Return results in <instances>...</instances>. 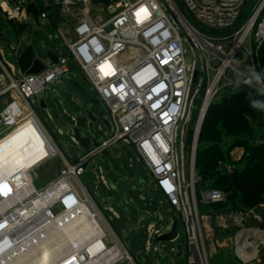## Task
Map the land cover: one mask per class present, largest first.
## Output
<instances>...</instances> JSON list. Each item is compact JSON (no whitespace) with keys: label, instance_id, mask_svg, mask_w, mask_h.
Returning a JSON list of instances; mask_svg holds the SVG:
<instances>
[{"label":"built area","instance_id":"built-area-1","mask_svg":"<svg viewBox=\"0 0 264 264\" xmlns=\"http://www.w3.org/2000/svg\"><path fill=\"white\" fill-rule=\"evenodd\" d=\"M177 1L179 7L172 0H114L112 16L101 22L86 14L74 26L72 40L59 33L61 55L38 75L17 77L0 55V98L14 93L22 106L10 102L2 112L3 124L9 128L11 123L18 124L15 118L27 119L37 128L48 151L40 163L52 158L63 163L58 175L40 188L32 177L40 163L30 169L28 180L23 172L0 177V264H12L9 256L16 255L25 241L33 238L32 242H37L59 219L78 216L82 210L102 230L104 249L89 257L87 246L78 252L72 246L56 256L54 264H83L112 249L119 255L112 264L121 260L135 264L80 180L88 161L119 143L134 151L154 189L181 222L184 239L180 248H186V264H208L192 219L197 202L195 146L207 108L221 88L240 85L264 93V68L257 64L258 49L264 43V0ZM4 4L2 11L7 18L17 19L20 6ZM69 64L81 72L108 114V136L72 162L46 133L30 103L49 86L61 84L70 73ZM103 66H107L106 73ZM194 71L197 76L193 82ZM193 120L188 147V128ZM25 185L33 190L25 192ZM211 192L216 194L208 197ZM222 200L223 194L216 189L199 198L200 203ZM163 233L156 223L149 225L146 252L164 251L162 242H154ZM174 252L171 247L169 254Z\"/></svg>","mask_w":264,"mask_h":264},{"label":"rangeland","instance_id":"rangeland-1","mask_svg":"<svg viewBox=\"0 0 264 264\" xmlns=\"http://www.w3.org/2000/svg\"><path fill=\"white\" fill-rule=\"evenodd\" d=\"M5 2L6 0H0V31L5 35L6 39L11 42V46H16L18 44L17 35L13 31L10 22L6 21L2 16H6V11H2V7ZM34 2L37 7H28L26 8V12L32 14L33 20L34 17L44 14L56 30L55 31L46 22L44 24L39 21L37 24L32 23L34 29V31L31 32L34 33V35L31 36L32 50L41 60L46 58L48 51H51L55 55H59L58 47L61 44V38L58 36L57 32L62 35L63 39L70 41L74 37V26L86 14L97 22L107 20L113 14V2L107 5L99 2V0H69L70 3L68 4L63 3L62 0H34ZM19 10H21V8ZM21 41L23 42V45H25V43L29 41V38L23 36ZM0 52H2L3 58L7 63L14 66L16 65L14 55L2 43H0ZM257 62L259 67L264 68L260 65L258 53ZM70 68L71 73L69 75V79L75 83L80 90L70 88L66 83V79L68 78L64 76L63 85L53 84L49 86L50 90H45L43 93L38 95L39 100H44L46 106L44 109H41L40 112L36 107L35 100L33 98L30 100L35 112H37L36 114L46 120V126L49 130L56 128L51 118L55 119L56 123H58L59 115L63 113L64 108L67 107L70 110L71 114L62 115L66 126L61 128L66 135L63 136L61 134H57L56 131L52 135L56 144L69 161L76 159L81 155V152L78 150L79 145L73 142L69 137V134L75 125V120L72 118L73 116L76 118L87 117V124L80 132L81 138H85L90 142L94 141L97 144L108 136V128L106 125L108 121V114L106 113L104 105L98 100L96 93L90 84L85 80L81 72H79V70L74 68L72 65H70ZM244 70H246L247 73L252 74L249 67ZM228 74L231 76V71H229ZM237 77L239 80H243L240 76ZM240 89H242L240 85L225 86L219 90L218 94L212 100V103H219L224 96ZM251 90L264 95V93L256 89ZM89 100H97L99 102L102 110L101 118L94 116L96 118L94 121L88 118L90 110H93ZM199 102H201V95L197 104H199ZM7 131L10 133L12 131L11 127L7 128L6 125L3 126L0 124V138L6 134ZM222 134L223 140L220 144V149L223 152L225 147L233 142H244L248 147H250L254 144L264 142V125H255L250 123L247 131L239 135H227L225 132ZM40 139L43 140L42 137H40ZM187 145L188 147L190 146L188 134ZM196 150L197 142L195 146V154ZM117 153L120 155V159L114 158L113 151L110 150L109 153L105 151L103 154L94 157L93 160L88 161L84 166L85 174L80 176V180L91 194L95 193L94 198L96 204L98 205V201L100 199L99 192L102 188L96 184V174H100L103 171L106 178L112 182H117L118 178L121 179L123 181L122 186L127 189L126 193L119 195L114 191L110 192L109 195H111V198L108 200L107 205L113 207L123 218L122 209L125 207V201H128L129 205L127 208L130 215L134 214L136 208H142L144 204L138 198L137 192L133 190L134 188L132 189L129 185L135 184L136 188L144 189L145 185L151 184L152 180L148 171L144 168L142 163L138 162L137 157L133 153H130L127 157L122 155L119 151H117ZM40 154L43 156L42 159L47 155L43 152ZM235 158V156H230L228 158L224 156L219 163L218 174H227L233 170V161H235ZM61 162L60 158H52L36 167L32 173L34 185L37 188H40L46 183V181L48 182L49 180L55 178L63 168ZM194 172V189L202 190L199 194V196H201V194L205 192L204 189L206 190V188L211 186L214 177L206 176L201 179L197 176L196 170ZM138 180H141L139 185L136 183ZM219 191L223 194L222 201L217 203H200L199 206L196 202V215L194 213L192 214L193 225L195 229L199 231L198 240L199 244L202 243L203 245V249L207 256V263L264 264V243L260 245L261 238H264V234L260 233V235H257L256 231V229L264 226L261 221V218L264 217V206L261 205L264 204H260L254 209H246L242 205L241 197L235 189L230 188L229 191ZM150 202L153 206L161 208L162 211H171L168 203L158 195L152 194ZM148 223L149 221H146L144 226ZM111 224L116 228L122 242L133 255L135 264H186V248H180L184 239L183 229L180 224L177 227L178 237L173 241L163 242L164 251L154 254H150L145 251V244L148 238L145 232V227L137 234H135L136 230L134 233L130 234L127 229L122 226L121 220H114ZM250 238L252 241H250ZM245 243L250 244L251 248H248L245 252L247 257L244 255V259L241 260L238 258L237 252L238 249L242 248ZM109 246L110 243L108 244L107 242V247L109 248ZM171 247L175 250L174 254H169ZM116 264L132 263L128 260H121Z\"/></svg>","mask_w":264,"mask_h":264},{"label":"trees","instance_id":"trees-1","mask_svg":"<svg viewBox=\"0 0 264 264\" xmlns=\"http://www.w3.org/2000/svg\"><path fill=\"white\" fill-rule=\"evenodd\" d=\"M113 1L99 0L106 5ZM172 1L179 7L177 0ZM28 7L37 6L32 2ZM258 57L260 65L264 67V43L258 49ZM23 62L24 60L20 59V64ZM193 123L194 120L188 128L189 141L192 137ZM250 123L264 125V95L251 89H240L224 96L219 103H211L201 122L194 163L199 178L214 177L211 186L204 191L211 189L229 191L233 188L239 193L242 205L246 209H254L264 204V142L250 147L244 142H233L225 147L224 152L220 149V144L223 132L227 135H239L247 131ZM236 147L244 149L242 156L239 160L233 161V170L219 175L220 161L224 156L230 157L231 151ZM200 191L202 190H195L198 206Z\"/></svg>","mask_w":264,"mask_h":264},{"label":"crops","instance_id":"crops-1","mask_svg":"<svg viewBox=\"0 0 264 264\" xmlns=\"http://www.w3.org/2000/svg\"><path fill=\"white\" fill-rule=\"evenodd\" d=\"M10 1H11V3H10ZM32 2H34V0H6L5 3L7 5H13V4H16L17 3L20 6L21 10L19 12V17L17 19H8L6 16L2 15L3 18L6 21L10 22V24L12 25L13 31L17 35L18 44L16 46H11V43H10V46L8 48L12 52V54L14 55L16 65L14 66L12 64H9V63L8 64L13 68V70L15 72V75L17 77L18 76H21V75H24V71L29 67L31 61L34 58H38L37 55H36V53L32 50V42H31L32 40H31V36L34 35V33H31V32L34 31L33 26H32V23L37 24V22L39 21L40 23H43L44 24L46 22V23H48L55 30V28L53 27L52 23H50L47 20L46 17L44 19H42L40 16H38V17H34V20H33L32 19L33 16L30 13L26 12V8ZM3 8L6 9V5L5 4L3 5ZM57 34L60 37V35H59L58 32H57ZM23 36H26V37L29 38V41L26 42L25 45H23V42L21 41V38ZM61 43H62V38H61ZM60 46H61V44L58 47V49H59V55H56L57 58L60 57V55H61ZM47 53H52V52L51 51H48ZM0 55L3 58L2 52H0ZM20 59H23L24 60V62L22 64H20ZM3 60H4V58H3ZM41 61L47 67L51 64V61L47 58V54H46V58L44 60H41ZM70 65L71 64H69V70H71ZM70 73H71V71H70ZM70 73L66 76L68 79H69ZM55 84L56 85H63V81L61 82V84H59V83H55ZM48 90H50V89H48ZM34 100H35V104H36V107L38 108V111L39 112H40L41 109H44L46 107L44 100H42V99L39 100V96H37L36 98H34ZM10 102H16V103L19 104V100H18V97L16 96V94H14V93H7V94H5L4 96H2L0 98V124L3 125V126H5V124H3V122H2V119L4 118V114H2V112H3V110L6 108V106ZM18 107L19 108H22V106L20 104H19ZM69 113L71 114L70 110L67 107H65L63 113L61 115H59V121H58V123H56V120L55 119H52L51 118V120L55 124V127L56 128L55 129H50V130L46 126L47 125L46 120L45 119H42L40 116H38L36 114L37 117H38V119H39V121H40V123L42 124L43 128L45 129L46 133L49 135V137H51L52 141L54 142V144L57 147H58V145L56 144V142H55V140H54V138H53L52 135L55 133V131H56L57 134H61L63 136L66 135L63 132L62 128H61V127H65L66 126V124L63 121L62 115H64V114L68 115ZM72 118H73V120H76L77 119L75 116H73ZM21 119H22V117H21ZM21 119L15 118L14 119V123H16L17 121H19ZM24 121H28V120L27 119H25V120L22 119L16 126H14V124L11 123V125H10L11 126V130H13L14 128H16L19 124L23 123ZM106 125H107V123H106ZM107 128H108V125H107ZM7 133H8V131H7ZM6 134H4V135H6ZM94 144H96V142H94V141L90 142L89 141L88 149L87 150H81L80 151L81 154L84 153L85 151H88ZM110 150L113 151V156L116 159H120V155L117 153V151H119L122 155H124L126 157L130 153H133L136 156V154L134 153L133 150H131L130 148L125 147L121 143L117 144L116 146L107 148L106 150L103 151V153L105 151H107L109 153ZM242 154H243V149L240 148V147H236L235 149H233L231 151L230 156L231 157H234L235 156L236 157L235 158V161H236V160H239L240 159V157L242 156ZM93 159L94 158H92L91 160H93ZM73 160L74 159H72L71 161H69V159H68L69 162H72ZM137 160H138V158H137ZM40 162L34 164V166H36ZM44 162H42V163H44ZM138 162H140V161L138 160ZM34 166H32L31 169ZM62 166H63V163H62ZM27 175H28V173L25 175L24 178L29 179V177ZM151 180H152V178H151ZM122 183H123V181L121 179H119V178H118V181L117 182H112L111 180L107 179L106 176H105V173L103 171L100 174L99 173L96 174V184H97V186H100L102 188L101 191L99 192L100 193V199L98 201L99 203L97 202L98 203V207L100 208V210L102 211V213L104 214V216L106 217V219L108 220V222H109V224H110L113 232L121 239V237L119 236V233L117 232L116 228L111 224V222L114 221V220H121L122 226L124 228H126L127 231H128V233H130V234L134 233L135 230H136L135 231V234H137L144 227H145V232L147 234V228L149 227V225H151L153 223H156L157 225H159V227H161V228L164 229V233L163 234L168 233L169 230H170V226L173 223V218H175V215H174L173 210H172L171 207H170L171 211L170 212H167V211H162L161 208L155 207V206H153L151 204L150 198H152V194L158 195V196L162 197L154 189L153 180L151 181V184H146L144 189H138V188H136L135 184H133V185L130 184L129 185V187H132V189L134 188L133 190H135V192H137L138 198L140 199L141 202L144 203L143 206H142V208H136L135 209L133 215H130V212L128 211V208H127L128 205H129L128 204V201H125V207L122 209L123 210V218H122V216L113 207L107 205L108 200L111 198V195H109L110 192H113L114 191V192H116L119 195H123L124 193H126L127 189L122 186ZM136 183H138V185H139L141 183V180H138ZM99 190H100V188H99ZM90 195L92 196V198L95 201V198H94L95 193H93V194L90 193ZM261 206H264V205H261ZM146 221H149V223L146 226H144V223ZM261 221H262V225H264V217L261 218ZM179 224L181 225V227L183 229V226H182L181 222H179V221H178L177 227L179 226ZM176 230H177V228H176ZM256 231H257V235H260V233L261 234H264V226L260 227L259 229H256ZM177 237H178V234H176V237L174 238V240ZM147 240H148V238H147ZM147 240H146V243H147ZM250 241H252L251 238H250ZM262 243H264V238H261L260 245ZM250 244H246L245 243L244 246H242V248H240L241 250L240 249L238 250L237 256H238L239 259L243 260L244 259V255L247 257V254L245 253L246 252L245 250H248V248H251V245ZM254 244H255V242H254ZM252 246H253V243H252ZM145 251H146V244H145ZM129 253H130V251H129Z\"/></svg>","mask_w":264,"mask_h":264},{"label":"bare ground","instance_id":"bare-ground-1","mask_svg":"<svg viewBox=\"0 0 264 264\" xmlns=\"http://www.w3.org/2000/svg\"><path fill=\"white\" fill-rule=\"evenodd\" d=\"M143 16L144 11H141L138 17L141 19ZM106 70L107 66H103L102 72L106 73ZM40 137L42 136L37 128L31 122L25 121L1 139L0 177L17 176L21 172L25 177L31 167L42 160L43 156L40 153L48 154L45 142ZM23 189L26 190L25 192H29L33 190V187L25 185ZM214 194L216 193L211 192L208 197H212ZM42 234L44 236L42 239H38L37 242H32L33 238L29 239L19 247L16 255L9 256L10 254H7L6 257L9 256L8 259L13 261L12 264H54L55 257L60 256L70 247L72 249V246L77 252L87 246V256L89 257L104 249V243L101 241L103 232L93 225L88 216L86 217L85 210H82V214L79 213L78 216L59 219ZM34 242L35 244H33ZM36 251H39L41 255H37ZM116 256L119 257L118 252L112 249L108 252L105 251L101 257H95L86 262H83V259L78 255V260L83 264H112L115 262Z\"/></svg>","mask_w":264,"mask_h":264},{"label":"water","instance_id":"water-1","mask_svg":"<svg viewBox=\"0 0 264 264\" xmlns=\"http://www.w3.org/2000/svg\"><path fill=\"white\" fill-rule=\"evenodd\" d=\"M0 43L4 44L7 48H9L11 42L6 39L3 33L0 32ZM47 58L51 61L52 64H55L57 62V56L55 54L47 53ZM44 69H45V64L40 59L34 58L31 61L29 67L24 71V75L26 76L38 75L39 73L44 71ZM196 76H197V72L194 71L192 76L193 82L196 80ZM66 83L70 88H75L77 90H80L79 87L75 83H73L70 79H67ZM89 103L92 105L93 110H90L88 114V118L93 121L96 119L95 118L96 116L101 118L102 110L100 108L99 102L97 100H89ZM86 124H87V117L77 118L75 120V125L69 134L71 140L79 145V149H78L79 151L88 149L89 141L86 140L85 138L80 137V132L83 128H85ZM177 225H178V220L176 218H173V223L170 226L169 232L159 237H156L154 239V242L172 241L177 234V230H176Z\"/></svg>","mask_w":264,"mask_h":264},{"label":"snow or ice","instance_id":"snow-or-ice-1","mask_svg":"<svg viewBox=\"0 0 264 264\" xmlns=\"http://www.w3.org/2000/svg\"><path fill=\"white\" fill-rule=\"evenodd\" d=\"M142 11H145V10L142 9ZM138 15H139V14H138ZM163 62L166 63L167 61H163Z\"/></svg>","mask_w":264,"mask_h":264},{"label":"clouds","instance_id":"clouds-1","mask_svg":"<svg viewBox=\"0 0 264 264\" xmlns=\"http://www.w3.org/2000/svg\"><path fill=\"white\" fill-rule=\"evenodd\" d=\"M254 106H256V105H254Z\"/></svg>","mask_w":264,"mask_h":264}]
</instances>
